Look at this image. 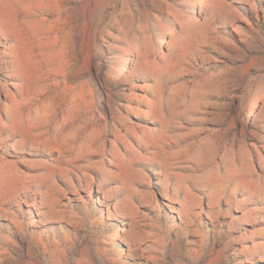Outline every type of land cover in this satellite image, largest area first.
Wrapping results in <instances>:
<instances>
[{
	"label": "rangeland",
	"instance_id": "1",
	"mask_svg": "<svg viewBox=\"0 0 264 264\" xmlns=\"http://www.w3.org/2000/svg\"><path fill=\"white\" fill-rule=\"evenodd\" d=\"M0 264H264V0H0Z\"/></svg>",
	"mask_w": 264,
	"mask_h": 264
}]
</instances>
